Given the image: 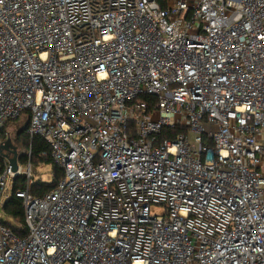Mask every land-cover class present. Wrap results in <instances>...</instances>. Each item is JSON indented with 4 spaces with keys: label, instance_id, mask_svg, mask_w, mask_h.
I'll return each instance as SVG.
<instances>
[{
    "label": "built area",
    "instance_id": "built-area-1",
    "mask_svg": "<svg viewBox=\"0 0 264 264\" xmlns=\"http://www.w3.org/2000/svg\"><path fill=\"white\" fill-rule=\"evenodd\" d=\"M27 113L63 175L3 157L0 264H264V0H0V130Z\"/></svg>",
    "mask_w": 264,
    "mask_h": 264
},
{
    "label": "trees",
    "instance_id": "trees-1",
    "mask_svg": "<svg viewBox=\"0 0 264 264\" xmlns=\"http://www.w3.org/2000/svg\"><path fill=\"white\" fill-rule=\"evenodd\" d=\"M160 1V0H159ZM146 99L147 97H143ZM30 114L24 116L26 122L15 132L14 138L11 140L18 148L17 162L20 165H25L28 160L32 165L36 162H42L46 165H50L52 176L49 180H40L36 178H31L32 181L24 175H18L13 180L12 191L9 197L5 200L2 206L3 217L0 222L4 225L10 227L13 234L18 237H24L27 233V228L24 222V209L22 206V201L20 198L15 196L14 191L18 188H25L28 185V190L33 195H42L44 192L49 191L56 182L62 177L63 170L59 167L52 159L50 155V148L48 143L38 135H29L26 133V128L28 125V118ZM11 120H7L0 130V141L6 139L9 135L6 132V126ZM185 132L186 128L175 127L173 129L163 128L159 134V138L163 137H174L178 132ZM20 147H24L25 152H19ZM3 157L0 156V164H3Z\"/></svg>",
    "mask_w": 264,
    "mask_h": 264
},
{
    "label": "rangeland",
    "instance_id": "rangeland-1",
    "mask_svg": "<svg viewBox=\"0 0 264 264\" xmlns=\"http://www.w3.org/2000/svg\"><path fill=\"white\" fill-rule=\"evenodd\" d=\"M25 122H26L25 118L20 116L18 119H15L8 123V125L6 126V132L9 134L11 139L14 138L16 130L22 127ZM20 148L21 149H19V152L22 153L25 152L24 147H20ZM51 176H52V172L50 165H46L42 162H36L35 165L31 166V177L40 180H49Z\"/></svg>",
    "mask_w": 264,
    "mask_h": 264
},
{
    "label": "water",
    "instance_id": "water-1",
    "mask_svg": "<svg viewBox=\"0 0 264 264\" xmlns=\"http://www.w3.org/2000/svg\"><path fill=\"white\" fill-rule=\"evenodd\" d=\"M18 148L11 140L10 136H7L5 140L0 142V156L7 159L11 169L13 171L17 170V157H18Z\"/></svg>",
    "mask_w": 264,
    "mask_h": 264
}]
</instances>
